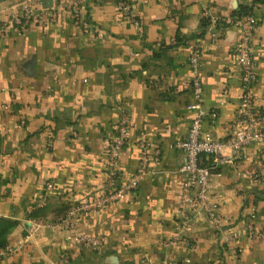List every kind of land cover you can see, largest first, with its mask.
Segmentation results:
<instances>
[{"label":"crops","instance_id":"0c3cea01","mask_svg":"<svg viewBox=\"0 0 264 264\" xmlns=\"http://www.w3.org/2000/svg\"><path fill=\"white\" fill-rule=\"evenodd\" d=\"M70 1L40 0L56 5V20L45 15L24 31L10 21L0 37V218L12 225L0 264H264V236L246 229L255 206L264 234V141L239 158L226 149V160L206 159L223 232L182 206L176 146L195 113L188 59L196 45L204 105L216 113L204 128L217 138L229 133L241 97L239 28L222 20L240 5L258 20L254 94L264 106V0H129L131 15L125 0H85L101 36L74 23ZM124 113L131 127L122 179L138 169L136 139L161 156L126 198L80 215L76 231L100 239L82 244L60 219L73 202L103 193L105 143ZM233 230L243 237L228 242Z\"/></svg>","mask_w":264,"mask_h":264},{"label":"built area","instance_id":"2783aa9c","mask_svg":"<svg viewBox=\"0 0 264 264\" xmlns=\"http://www.w3.org/2000/svg\"><path fill=\"white\" fill-rule=\"evenodd\" d=\"M85 0H71L68 4L75 24L82 27L85 33L90 35H102V31L95 27L89 17L84 13ZM40 1L31 3L23 11L14 14L9 19L0 20V37L4 36L8 23L12 21L21 31L28 28L33 20L43 19L48 15L52 20L57 18L56 5H42ZM122 10L131 15L132 3L129 0L122 1ZM135 22V21H134ZM227 26L239 28V38L235 51L241 78V97L235 118L229 125V133L225 138L215 137L211 131L205 130L204 122L209 117H215V111L208 110L204 105V84L201 76L202 45H196L191 51L188 64L191 70V90L194 101L189 108L194 110L191 124L186 137L179 140L176 146L184 155L180 171L186 176L183 183L181 203L185 208L192 210L195 215L203 214L207 217L214 228L223 232L225 219L219 208L212 202L211 193V166L206 164V159L213 158L215 161H224L228 155L225 150L229 149L231 156L239 158L245 149L252 143L264 141V106L257 105L254 94L255 82L258 78L256 58L254 54V41L258 27V20L254 13L243 16H228L222 20ZM136 26H139L136 21ZM3 108H7L3 104ZM130 117L124 113L117 121L114 134L107 139L105 146L106 156L104 186L101 195H94L82 201L71 204L66 214L60 219L71 234L68 238L82 244L97 246L100 239L76 231L79 217L83 213L100 209L110 203L126 198L131 192L138 189L142 176L150 171L152 159L158 161L161 156L160 148H152L151 143L144 139H136L135 143L140 146L141 154L137 171L127 180L122 179L121 156L130 141ZM153 157V158H152ZM47 189L54 188V182L46 183ZM257 209L249 208L246 216L247 234L250 236L263 237L264 234L256 230ZM243 237L240 230H233L227 237V241H237ZM189 259L186 260V263ZM183 264V263H173Z\"/></svg>","mask_w":264,"mask_h":264},{"label":"rangeland","instance_id":"374dc122","mask_svg":"<svg viewBox=\"0 0 264 264\" xmlns=\"http://www.w3.org/2000/svg\"><path fill=\"white\" fill-rule=\"evenodd\" d=\"M40 0H0V20H6L24 10L31 3Z\"/></svg>","mask_w":264,"mask_h":264},{"label":"trees","instance_id":"16d2710c","mask_svg":"<svg viewBox=\"0 0 264 264\" xmlns=\"http://www.w3.org/2000/svg\"><path fill=\"white\" fill-rule=\"evenodd\" d=\"M252 13V7L247 5H240L238 10L234 12L232 16H243ZM209 24L207 19L204 20L203 25L206 26ZM11 223L3 218H0V248L5 247V236L6 232L10 229Z\"/></svg>","mask_w":264,"mask_h":264}]
</instances>
